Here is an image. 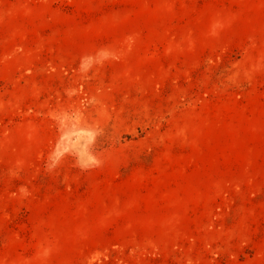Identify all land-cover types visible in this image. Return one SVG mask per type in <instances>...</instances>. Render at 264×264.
I'll return each instance as SVG.
<instances>
[{
  "label": "rangeland",
  "instance_id": "374dc122",
  "mask_svg": "<svg viewBox=\"0 0 264 264\" xmlns=\"http://www.w3.org/2000/svg\"><path fill=\"white\" fill-rule=\"evenodd\" d=\"M0 264H264V0H0Z\"/></svg>",
  "mask_w": 264,
  "mask_h": 264
}]
</instances>
